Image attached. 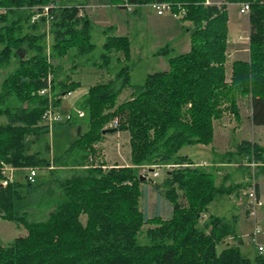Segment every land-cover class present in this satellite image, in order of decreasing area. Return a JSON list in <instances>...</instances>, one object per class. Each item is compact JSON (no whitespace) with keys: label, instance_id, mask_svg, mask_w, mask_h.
I'll list each match as a JSON object with an SVG mask.
<instances>
[{"label":"trees","instance_id":"trees-1","mask_svg":"<svg viewBox=\"0 0 264 264\" xmlns=\"http://www.w3.org/2000/svg\"><path fill=\"white\" fill-rule=\"evenodd\" d=\"M117 1L123 8L132 5L135 13L162 2L173 11L184 8L181 19L193 26L190 50L168 54V69L148 73L143 84L132 85L131 39L108 26L101 61L95 63L108 67L120 53L125 63L114 79L89 87L81 102L88 114L86 129L79 125L77 138L52 156L51 126L43 120L50 97L40 91L50 87L56 108L80 87L69 74L59 78L52 58L71 49L76 55L90 53L94 22L83 2L0 0L6 9L0 13V73L8 70L0 85V177H5L2 162L21 171L74 169L55 187L49 184L46 198L37 182L0 184V218L27 229L9 244L0 240V264H264L258 250L253 259L244 255L243 239L223 217L203 219L210 204L226 193L225 184L217 183L214 171L180 153L185 144H212L216 120L228 111L239 114L241 98L251 100L253 123L264 125V0ZM243 2L250 5L249 58L235 59L228 68V5ZM168 50L166 45L157 53ZM117 79H122L120 85ZM127 84L134 92L119 101ZM115 119L117 132L130 136L129 165L108 164L98 145L105 139L103 129ZM225 154L245 171L246 159L264 166V143L253 139ZM147 165L166 167L162 182H150L169 202L167 217L159 210L149 215L141 205L147 180L140 170ZM33 203L49 208L43 219L31 218ZM230 237L236 241L229 243Z\"/></svg>","mask_w":264,"mask_h":264},{"label":"rangeland","instance_id":"rangeland-1","mask_svg":"<svg viewBox=\"0 0 264 264\" xmlns=\"http://www.w3.org/2000/svg\"><path fill=\"white\" fill-rule=\"evenodd\" d=\"M59 1L63 3L83 2L87 4L88 10L91 12V17L94 22L92 34L95 47L88 54L76 55V50L71 49L69 53L64 57L55 59L52 58V61L56 64V74H60L59 78H66V76L69 74L71 78L79 80L81 82L80 87L75 89L73 93L71 92L70 94L65 95L62 102L56 107V112H58L62 117H67L69 114H71V119L68 123H55L51 126L49 141L51 144L52 156L61 154L69 146V144L77 138V127L79 124L83 125L85 127L84 129H86L87 127L88 114L85 110H82L81 102L83 101L84 97L83 95L80 97V95L84 92H87L90 85H93L100 81H108L110 79H114L121 69V64L125 63L123 61V55L121 53L114 54L111 57V60L108 63V67H102L99 65V63H95L97 61H101V56L104 52V42L107 37L105 29L108 26H115L119 24V26L124 27V23L128 21L130 22L125 26V28L128 29L129 33H124L129 34L132 39L131 59H129L128 61L131 64L129 83H131L132 85L143 84L148 73L167 68L169 55H175L188 51L189 48L187 45L190 41V31L193 27L191 22L183 21L181 18L175 17L169 11L163 13L164 15L162 16L159 15L157 13V8L152 4L144 5L143 7H141L140 11H137L135 13L134 7H132L131 10H128L127 8L123 9L122 7H120L122 2H118L117 0ZM208 1L209 0H207V2ZM210 1L221 3L224 0ZM243 3H229L228 5L230 17L229 26L232 27V34H229V42L233 41L234 38L239 40L236 45L231 44L230 46L229 44V59L227 62L228 68H230L234 59L248 58L249 49H247L248 51L245 49L249 48L250 23L249 14H244L240 11L241 5ZM44 9L46 12L48 7H44ZM87 14L90 16L89 13ZM236 21L239 22L240 27L238 28L235 27L234 22ZM115 32L116 29L114 28L113 33L116 34ZM166 45L169 47L167 54H158L157 51ZM234 49H238L240 52L235 53L234 56H230L231 52ZM118 56H121L122 62H120ZM7 72L8 70H5L0 73V85ZM117 80V82H119L118 84L120 85L122 79ZM125 88H127V92H125V94H120L118 98L119 101L131 97L134 92V88L129 86L128 84ZM125 88H123V90ZM76 98H79V100L77 101ZM52 103H54L53 97ZM79 110H82L84 112L83 116L79 115ZM251 115L252 104L250 98H241L239 101V114L228 111L221 119L216 120L215 122V134L217 140H219V143L222 144L223 142H228V144L230 145H235V143L237 145V143H239L244 138L253 139L264 143V125H255L252 121ZM1 120L3 122H6L7 119L5 116H2ZM110 124L108 126H110ZM109 137L110 136H105V139L98 144L99 148L101 149L103 159L110 165L126 163L129 160L131 162L129 133L122 132L119 135L113 136V138ZM218 147L222 148L220 145ZM233 147L231 148L232 150L230 149L220 152L217 156V159L222 162H232L234 163V167H226L222 169L219 168L221 169L220 172H217L218 169L215 170L213 167H206L216 173L217 183H224L225 185L223 186L227 190L225 191V194H223L222 196L220 195L215 199L217 200L218 198L224 197L225 203L219 205L217 201L216 204L214 200L210 204V206L212 207V211L215 214H220L227 217H231L233 215V211L235 212L239 210V217L236 216L233 219L234 223L239 221L238 227L236 224L235 226H233L235 227L236 231L244 234L250 232V230L254 228V222H252L253 220H247L245 218L244 212V200L246 201V207L248 203V179L247 184L242 188L240 186L241 183H236L235 181H232L229 184L227 176H225V174L230 170L233 171L234 168L236 170H239V168H241L238 161H231L230 157L225 154L228 151H235L236 146L234 147V149ZM180 153L188 154L195 160L212 161L215 157V151H213L211 144H185L180 149ZM231 159L233 160V158ZM165 168L166 167H156L148 165L141 167V176H145V179L143 180H147L144 184L147 189V195L145 198H142L141 205L142 207L144 206L146 208L149 215L155 214L157 210H159L164 217H167L169 215V202L165 198L158 196V192L154 189L153 183L150 182V179H153L156 182H162L166 175ZM258 168L259 167H257L256 169V175ZM16 170L18 172L15 171L14 180H19L18 178L20 176L23 178L29 173V168L22 171L18 168ZM71 170L72 169H68V172L65 173L62 168H59L52 174V172L48 169H37V184L39 183V185L43 186L41 190L44 192V198H46L47 196L46 194L48 193L47 190L49 189V184L55 187L57 181L63 178H67L73 173ZM77 170L81 171L84 170V168H78ZM156 170L160 171V174L154 177L153 173ZM250 172L251 170L249 167L248 178L250 177ZM224 177L226 179H224ZM237 194L239 195L240 204L238 208H234L233 205L228 203L231 200H228L226 198L233 197L236 199ZM33 205L34 203L31 204V207L33 208H29V211L32 213L31 218L43 219L48 213L49 208H40L37 206V204L34 206ZM205 218L206 217L203 215V219ZM83 219H85V216H83ZM261 229L264 232V227L262 225ZM26 232L27 229L25 227L19 226L13 221L0 218V240L3 244H9L16 237L25 234ZM262 234L264 233H260L258 235L259 241ZM244 244L245 246L242 248V252L244 253V255H247L253 259L256 252L254 243H252L250 240H246ZM222 247L223 246H220V248Z\"/></svg>","mask_w":264,"mask_h":264},{"label":"built area","instance_id":"built-area-1","mask_svg":"<svg viewBox=\"0 0 264 264\" xmlns=\"http://www.w3.org/2000/svg\"><path fill=\"white\" fill-rule=\"evenodd\" d=\"M211 1L209 0L208 3H210ZM154 7L157 8V13L158 14H163L166 11L171 12L175 17L181 18L186 12L185 9H181L180 11H173L171 4L168 2H162V3H155L152 4ZM132 5L128 6V9L131 10L132 9ZM241 13L244 14H249L250 11V5L248 2H245L241 5V9H240ZM6 12L5 8H0V13H4ZM181 15V16H180ZM39 15L33 17L37 18ZM180 16V17H179ZM41 94L44 95H48L49 97H51V101L49 104L48 109H46V111L43 114V120L47 123L50 124V126L54 125V123L56 122H62L63 120H65L66 118L71 119V114H69L67 117H62L58 112H56V108L54 106V104L52 103V92L50 90V87H44L41 91ZM79 115L83 116L84 112L82 110H79ZM118 121L117 119H115L113 122H111L110 127H115L117 126ZM199 165H206L207 162H200L197 163ZM244 164L248 167H250V177L248 179V185H247V199H248V203H247V211H248V216L254 221V228L253 231L249 234V237L251 239V241L256 245L257 250L260 253H264V244L260 243L258 240V235L262 232L261 226L257 221V217H258V211L260 209V207L264 204V199L262 198V196L259 193L258 190V180H257V175H256V169L259 165H261V162L255 161V160H244ZM187 165V164H186ZM156 167H164L163 165H153ZM172 164H168L167 167L170 168L172 167ZM2 170L4 171L5 177H0V184L2 185H6L8 184L10 181L14 180V176H15V171H17V167L15 166H11L7 163L2 162ZM19 169V168H18ZM160 174V171H154L153 176L156 177ZM26 180L29 181L30 183H36L37 182V169L34 167H30L29 168V173L26 175Z\"/></svg>","mask_w":264,"mask_h":264},{"label":"crops","instance_id":"crops-1","mask_svg":"<svg viewBox=\"0 0 264 264\" xmlns=\"http://www.w3.org/2000/svg\"><path fill=\"white\" fill-rule=\"evenodd\" d=\"M119 6V5H118ZM120 7H122V6H120ZM123 8V7H122ZM124 9V8H123ZM141 10V9H140ZM140 10H138V11H140ZM86 12L87 13H89L90 14V17H91V12L88 10V7H87V4H86ZM159 15H164V14H159ZM92 18V17H91ZM128 23H130L129 21L128 22H126V23H124V25L126 26V25H128ZM235 23V27L236 28H238V27H240L239 26V22L238 21H236V22H234ZM234 25V24H233ZM110 26H112V25H110ZM114 26V25H113ZM125 26L124 27H122V26H119V24L118 25H115L114 27H115V29H116V34H118V35H127V36H129L130 37V35L129 34H127V33H129L128 32V29L127 28H125ZM122 27V28H121ZM229 29H230V34H232V32H231V30H232V27H230L229 26ZM124 32H127V33H124ZM230 37V36H229ZM130 39H131V37H130ZM239 40H237L236 38H234V40L233 41H231V42H229V44H230V46H231V44H234V45H236V43L238 42ZM131 42H132V39H131ZM188 48H189V50H190V47H191V44H190V41L188 42ZM230 49V48H229ZM247 49H249V48H246L245 50H247ZM188 50V51H189ZM248 51V50H247ZM187 52V51H186ZM238 52H240L238 49H234L232 52H231V54H230V56H234V54L235 53H238ZM184 53V52H183ZM248 58H249V53H248ZM248 58H241V59H248ZM235 60V59H234ZM169 68V63H168V65H167V68H165V69H168ZM165 69H163V70H165ZM151 73V72H150ZM96 84V83H95ZM94 85V84H93ZM91 86V85H90ZM89 86V87H90ZM125 88V87H124ZM89 89V88H88ZM88 92V91H87ZM87 92H84V93H82L81 95H80V97L83 95V97L85 96V94L87 93ZM125 92H127V88H125L122 92H121V94H125ZM73 93V92H72ZM132 96V95H131ZM127 99V98H126ZM76 100L78 101L79 100V98H76ZM123 101V100H122ZM81 127H82V130H85L84 128V126L83 125H81V124H79ZM79 125H78V127H79ZM77 127V132H78V128ZM120 133H122V132H115V133H106L105 134V136L107 137V136H110L111 138H113V136H116V135H119ZM108 134V135H107ZM109 137V138H110ZM244 139H246V138H244ZM244 139H242V140H244ZM241 140V141H242ZM259 142V141H258ZM212 145V149H213V151H215V157H214V159L212 160V161H209V160H195V159H193L192 157H190L188 154H185V153H182V154H185V155H187V156H189L190 158H192L193 160H194V162H207V164L206 165H203V166H205V167H208V168H210V167H213L215 170L216 169H218L217 170V172H220L221 171V169L222 168H226V167H234V163H228V162H222V161H220V160H218L217 159V156H218V154L220 153V152H223V151H226V150H230L233 146L235 147L236 146V143H235V145L234 144H228V142H223L222 144L221 143H219V140H217V137H216V134H215V137H214V141H213V143L211 144ZM221 146L222 148H219L218 146ZM234 147H233V149H234ZM232 150V149H231ZM131 162H130V160L129 161H127L126 163H119V164H126V165H129ZM245 165V164H244ZM246 166V165H245ZM261 165H259L258 167V171H257V180H258V190H259V192H260V194H261V196H262V198L264 199V169H262L261 167H264V166H261ZM247 167V166H246ZM219 168H221V169H219ZM68 169L69 168H62V170L63 171H65V173L66 172H68ZM70 169H72V168H70ZM69 169V170H70ZM73 170L74 169H72L71 171L73 172ZM18 172V171H17ZM22 174H23V172H22ZM17 175H18V173H17ZM225 176H227V179H228V181H229V184L233 181H235L236 183H246L247 184V179H249L248 178V176H249V170H247L246 169V171H245V169H243V168H239V170H236L235 168H234V170L232 171V170H230L229 172H227L226 174H225ZM19 180L21 179V180H23V181H25L26 180V176L25 177H19L18 178ZM224 179H226L225 177H224ZM37 182H38V180H37ZM245 187V186H244ZM243 188V187H242ZM243 191V190H242ZM226 199H228V200H231L230 202H228V203H230L231 205H233V207L234 208H238V206H239V204H240V199H239V195L237 194L236 195V199L235 198H226ZM227 200V201H228ZM216 201H217V203L220 205V204H222V203H225V198L224 197H221V198H218L217 200H215L214 202L216 203ZM216 203V204H217ZM228 203H226V204H228ZM244 212H245V218L247 219V220H251L252 221V219L248 216V212H247V207H246V201L244 200ZM234 210H236V209H234ZM217 215V216H220V217H224L226 220H228V222L230 223V224H232V225H234L235 226V224L237 225V227H238V223H239V221H237L236 223H234V221H233V219L236 217V216H238L239 217V210L238 211H233V215L231 216V217H227V216H222V215H220V214H215L213 211H212V207L210 206V208H209V210L206 212V213H204L203 215L206 217V218H208L210 215ZM257 221H258V223L260 224V226L262 225L263 227H264V205L260 208V211H259V213H258V217H257ZM252 222H254V221H252ZM253 231V229L252 230H250V232H248V233H244V234H242V233H239L238 231H237V234H238V237L239 238H242L243 239V243H241L240 244V248H241V250H242V248L245 246V241L246 240H250L251 241V239H250V237H249V234L251 233ZM261 233H264L263 232V230H262V232ZM259 240V239H258ZM236 240L235 239H233L232 237H230L229 239H228V242H230V243H234ZM252 242V241H251ZM260 243H263L264 244V234H262V236L260 237V241H259ZM253 243V242H252ZM255 245V244H254ZM255 250H256V252H257V249H256V245H255ZM255 252V253H256Z\"/></svg>","mask_w":264,"mask_h":264},{"label":"water","instance_id":"water-1","mask_svg":"<svg viewBox=\"0 0 264 264\" xmlns=\"http://www.w3.org/2000/svg\"><path fill=\"white\" fill-rule=\"evenodd\" d=\"M118 131V129H117V127H105L104 129H103V133L104 134H106V133H115V132H117ZM152 169V168H151ZM141 178L142 179H145V176H141Z\"/></svg>","mask_w":264,"mask_h":264},{"label":"clouds","instance_id":"clouds-1","mask_svg":"<svg viewBox=\"0 0 264 264\" xmlns=\"http://www.w3.org/2000/svg\"><path fill=\"white\" fill-rule=\"evenodd\" d=\"M107 127H110V126H107ZM116 127V126H115Z\"/></svg>","mask_w":264,"mask_h":264},{"label":"bare ground","instance_id":"bare-ground-1","mask_svg":"<svg viewBox=\"0 0 264 264\" xmlns=\"http://www.w3.org/2000/svg\"><path fill=\"white\" fill-rule=\"evenodd\" d=\"M259 213V212H258Z\"/></svg>","mask_w":264,"mask_h":264}]
</instances>
